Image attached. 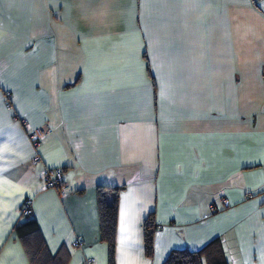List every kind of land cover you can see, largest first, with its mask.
Returning a JSON list of instances; mask_svg holds the SVG:
<instances>
[{"label":"crops","instance_id":"1","mask_svg":"<svg viewBox=\"0 0 264 264\" xmlns=\"http://www.w3.org/2000/svg\"><path fill=\"white\" fill-rule=\"evenodd\" d=\"M98 185L113 264H264V0H0V264H108Z\"/></svg>","mask_w":264,"mask_h":264},{"label":"trees","instance_id":"2","mask_svg":"<svg viewBox=\"0 0 264 264\" xmlns=\"http://www.w3.org/2000/svg\"><path fill=\"white\" fill-rule=\"evenodd\" d=\"M7 99V96H6ZM104 186L98 185V208H99V222H100V239L108 246V264H113V250H114V236L116 226V210H117V197L115 196L110 204L105 200L103 193ZM22 222H19L14 230L19 237H25L37 231L36 223L28 216L23 217ZM153 229L151 224L145 222L144 232V249L148 257L152 256L153 252ZM215 241L209 247L200 251L190 252L186 249L172 250L167 256L163 264H202L204 258L210 247L215 246ZM33 255V254H32ZM208 264H229L224 259H209Z\"/></svg>","mask_w":264,"mask_h":264},{"label":"built area","instance_id":"3","mask_svg":"<svg viewBox=\"0 0 264 264\" xmlns=\"http://www.w3.org/2000/svg\"><path fill=\"white\" fill-rule=\"evenodd\" d=\"M15 118V117H14ZM17 120V118H15ZM20 123L22 126H25V122L23 120H20ZM51 132L50 128L47 124H42L41 126L37 128H33L28 131V137L30 138L32 145L34 147H37L40 143L41 139L48 135ZM39 160L37 156L33 158V162L36 163ZM42 180L47 188L54 189L60 193H63L65 190V187L62 183V173L61 170L58 168H49L45 169L42 173ZM30 202L26 200L22 206L21 214L22 216H28L29 206ZM161 229V226H155L153 228L154 230ZM93 259L86 260L85 264H92Z\"/></svg>","mask_w":264,"mask_h":264}]
</instances>
